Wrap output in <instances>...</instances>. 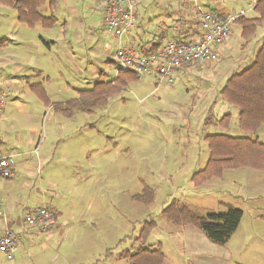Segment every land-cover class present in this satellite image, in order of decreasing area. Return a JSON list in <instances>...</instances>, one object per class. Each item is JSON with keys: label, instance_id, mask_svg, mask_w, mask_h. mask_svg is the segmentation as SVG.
Returning a JSON list of instances; mask_svg holds the SVG:
<instances>
[{"label": "rangeland", "instance_id": "obj_1", "mask_svg": "<svg viewBox=\"0 0 264 264\" xmlns=\"http://www.w3.org/2000/svg\"><path fill=\"white\" fill-rule=\"evenodd\" d=\"M224 1L235 9L246 7L240 0ZM253 15L250 11L246 16ZM90 24L86 20L77 37L63 33L62 22L25 33L16 10L0 3V76L19 66L12 82L21 103L34 111L31 125L39 137L38 151L47 157L39 171L44 186L35 185L30 199L40 205L36 198L44 191L69 216L52 236L41 232L25 239L26 253L18 261L16 252L12 260L0 257V264H130L123 254L141 245L160 246L163 264H264V190L250 183L255 171L225 170L222 178L198 187L191 182L208 159L205 137L221 130L207 119L222 116L220 102L236 109L222 102L218 88L227 74L250 65L264 25L248 39L242 38L241 29L234 30L229 53L218 61V77L210 79L194 68L172 83L158 82L156 88L153 76L142 75L105 105L89 112L75 110L68 118L26 93L23 77L39 74L34 80L43 81L55 103L111 81L107 64L97 74L91 51L98 40ZM33 38L40 47H29ZM9 58L20 62L11 64ZM23 127L18 119L14 134ZM248 136L264 142V125ZM171 203L184 204L203 217L225 213L230 204L242 217L230 239L216 244L195 227L172 224L162 213ZM150 223L153 228L143 233Z\"/></svg>", "mask_w": 264, "mask_h": 264}, {"label": "crops", "instance_id": "obj_2", "mask_svg": "<svg viewBox=\"0 0 264 264\" xmlns=\"http://www.w3.org/2000/svg\"><path fill=\"white\" fill-rule=\"evenodd\" d=\"M106 1L107 0H54L52 5L45 4L40 7L39 10L44 17L52 18L53 23L49 27L41 24L28 26L27 24L17 21L23 26L21 30L25 33L27 32V29L38 30L36 29L37 25L44 30L51 29L54 26H57L59 22H62L63 33H68V36L77 37L80 32L79 30L85 26L84 24L87 20L93 27L92 31L94 38L98 40L95 48L91 51L98 62V66L96 67L97 74L101 75L103 70L100 66L107 64L113 73V80L117 77L114 60L117 41L102 23L103 11L101 14V10L104 9ZM134 4L135 24L133 28L121 38V44L124 47H132L144 53L154 52L160 44L167 40L200 38L202 35V9H210L225 14L236 12L242 7L235 9L231 5L232 3H228L227 5L224 0H134ZM57 14L58 16H56ZM237 28L241 29L239 22L235 25L234 30H237ZM232 37L233 35H231L224 45L218 47V59L215 62L185 65L178 70L175 77L179 74H186L187 71H192L194 68H197L203 76H207L210 79L218 77L219 74L222 73L218 61L222 59L223 55L226 56V54L229 53ZM260 39H262V44L264 42V36L261 35ZM29 43V47H40V42L36 38H33ZM9 60L11 64L14 65H17L20 62V60L16 61V59L11 58H9ZM129 71L134 72L132 70ZM18 72L19 66L17 65L9 75L7 72H4V76H0V92H3V98L0 101V151L16 155V173L14 177L11 179H0V197L3 205V212L0 215V236L6 229H11L20 236V246L16 251L17 253L15 252L16 256H18L14 262L18 261L22 256V251H24L23 254L26 253L23 243L24 240H29V237H34L41 232H44L40 231L38 227H29L24 223V215L29 210L39 206L52 207L56 210L54 225L51 230L46 231L48 236H52L56 230L60 231V227L66 223L63 219L67 220L69 218V216H66L68 212L64 208H61L58 200L53 201L54 199L52 198H50L51 200H47L44 191H41L40 195H37L38 197L36 198H40V205H34V199H30V194H32L35 189V185H38L39 187L44 186V180L40 177L39 171L41 167L40 165L46 161L47 157L44 153L38 151L40 144L38 140L39 137H37V133L32 129L31 125L34 111L29 110L23 105V103H21L22 98L18 95V86L12 82V80L17 81L16 75ZM230 74L232 73L227 74V78ZM146 75L154 77L153 87L156 86L157 88V84L159 85L158 76H156L155 73ZM38 76L39 74L24 76V89L26 90V93L34 95L37 101L42 104L48 103L52 106L55 102H52L49 99L48 90L43 81L34 80L37 79ZM141 76L142 75H138L136 80L129 81L126 86L131 82L138 81ZM126 86L124 88H126ZM221 88L222 87L218 88V93L222 102H225L220 95ZM78 97L79 92L74 99H77ZM220 104L221 107H223L221 112L222 116L229 114V116H231L230 121H232L234 125L232 126L231 122H228L227 127H221L220 125L217 126L214 124L221 130L218 133L216 132L213 134H224L234 137L248 136L247 132L242 131L238 127L239 109L235 106L236 109H230L227 105H223L221 102ZM60 113L63 114L62 112ZM74 114L75 112L71 116L63 115L71 118ZM232 114L234 115L233 120ZM220 118L215 119L218 120ZM18 119L23 121L24 127L19 129L17 134H14L13 126L18 122ZM28 123L29 125L27 126ZM230 126H232V128ZM35 148H37V151L33 152ZM240 169L242 168L232 170ZM224 172L222 177L224 176ZM250 183L254 186V189L264 190V173L256 171L251 173ZM40 189L41 188L36 191L38 192ZM227 206L232 205L226 204L225 207Z\"/></svg>", "mask_w": 264, "mask_h": 264}, {"label": "trees", "instance_id": "obj_3", "mask_svg": "<svg viewBox=\"0 0 264 264\" xmlns=\"http://www.w3.org/2000/svg\"><path fill=\"white\" fill-rule=\"evenodd\" d=\"M54 0H0V3L13 7L20 23L33 26L41 24L49 27L52 18H46L40 13V7L52 5ZM253 17L239 20L241 36L250 38L257 26L264 25V0H256ZM4 41H0V47ZM138 74L123 70L117 77L108 82L95 84L91 89L79 91L77 99L65 103H55L53 109L67 116L73 115L75 110L89 112L94 107L105 105L109 97L120 92L129 81L136 80ZM36 88V86H35ZM37 90V89H36ZM223 100L239 109L238 127L249 134L257 132L264 125V42L257 50L249 66L234 72L225 81L220 90ZM230 116L223 115L220 119H207L208 123L227 127ZM209 155L205 166L196 171L191 182L198 187L213 178H221L225 170L250 168L264 173V143L249 136H228L224 134H210L205 137ZM225 213H211L203 217L186 205L171 203L162 210L164 216L175 225L195 227L204 232L213 243L225 244L236 231L242 217V211L227 206ZM154 223L143 228L149 231ZM130 264H163L164 254L160 248L141 245L133 253L123 254Z\"/></svg>", "mask_w": 264, "mask_h": 264}, {"label": "built area", "instance_id": "obj_4", "mask_svg": "<svg viewBox=\"0 0 264 264\" xmlns=\"http://www.w3.org/2000/svg\"><path fill=\"white\" fill-rule=\"evenodd\" d=\"M246 7L225 14L210 9L201 10L202 35L198 39L167 40L152 53H144L132 47H124L121 38L135 24L134 0H107L104 6L103 23L117 41L115 73L132 70L136 74L155 73L159 83H172L178 70L185 65L213 63L218 59V47L231 37L235 25L254 8L255 1L240 0ZM1 89V87H0ZM3 92H0V101ZM37 148L33 152H36ZM15 154L0 151V179H11L16 173ZM3 212L0 197V215ZM56 210L52 207L32 208L24 215V223L49 231L54 225ZM20 246V236L6 229L0 236V257L12 260Z\"/></svg>", "mask_w": 264, "mask_h": 264}, {"label": "bare ground", "instance_id": "obj_5", "mask_svg": "<svg viewBox=\"0 0 264 264\" xmlns=\"http://www.w3.org/2000/svg\"><path fill=\"white\" fill-rule=\"evenodd\" d=\"M246 17V16H245ZM239 22V21H238Z\"/></svg>", "mask_w": 264, "mask_h": 264}]
</instances>
